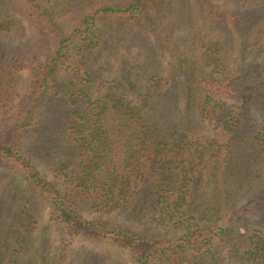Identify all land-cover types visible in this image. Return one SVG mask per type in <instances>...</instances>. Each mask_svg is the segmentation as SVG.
<instances>
[{"label":"trees","instance_id":"1","mask_svg":"<svg viewBox=\"0 0 264 264\" xmlns=\"http://www.w3.org/2000/svg\"><path fill=\"white\" fill-rule=\"evenodd\" d=\"M15 3L21 4L27 18L41 21V28L56 40L34 69L17 112L7 124L11 137L0 140V163L15 169L27 189L50 204L53 219L61 225V247L65 248V240L79 236L108 241L126 251L133 264H223L221 246L212 243L209 226L192 227L194 216L189 213L197 209V203L189 200L194 186L190 172L199 164L213 162L224 169L231 163L237 175L248 170L245 175L249 176L250 167L264 160V130L251 123L252 109L248 108L257 105L264 114V70L255 61L264 59L260 3L221 7L211 0H0V36L18 29L11 18L10 7ZM130 27L150 31L163 41L171 39L175 29H183L187 52L178 47L172 51L173 68L182 75V88L185 86L182 125L162 128L159 120L152 121L151 111L158 102L157 96H149L150 90L145 89V96L132 104L117 92L97 94L94 99L84 94L79 99L67 89L68 101L47 98L52 115L42 138L56 143L51 131L68 126V152L71 155L75 150L79 158L71 181L92 207L130 208L135 215L158 210L169 220L174 218L175 225L187 223L179 237H154L85 219L76 208L78 197L61 193L43 179L21 145L29 113L55 87L56 69L68 46L80 39L92 48L104 34H121ZM4 55L0 45V59ZM2 83L0 65V87ZM161 97L169 105L180 96ZM236 99L248 104L236 103ZM199 125H209L229 139L224 144L212 137L199 139L194 129ZM240 146L244 153L235 157ZM65 161L58 170L68 168ZM234 184L254 192L261 188L258 180L248 178L246 182L245 176L244 180L234 178ZM227 227L222 232L223 244H230L227 264H264V233L243 236L232 225ZM59 259L42 258L28 264H56ZM77 259L79 264L97 261ZM10 261L19 264L17 259L0 258V264Z\"/></svg>","mask_w":264,"mask_h":264},{"label":"rangeland","instance_id":"2","mask_svg":"<svg viewBox=\"0 0 264 264\" xmlns=\"http://www.w3.org/2000/svg\"><path fill=\"white\" fill-rule=\"evenodd\" d=\"M254 1L260 3L264 20V0H211L221 7ZM10 9L11 18L18 29L0 36V45L5 53L4 60L0 59L3 69V83L0 87V101L3 102L0 104V140L5 141L11 137L7 124L17 112L18 102L23 97L34 69L44 61L56 40L51 33L41 28V21L31 20L24 15L21 4L15 3ZM74 21H65V24H73ZM182 31L183 29H175L171 33V39L163 41L158 40L150 31L130 27L121 34H104L100 43L92 48H87L80 39L76 40L68 46L58 63L55 87L47 91L29 113L28 125L24 127L25 135L21 139L22 147L30 153L35 171L43 179L53 183L61 193L78 197L76 208L85 219L103 223L109 228H121L160 238L179 237L185 232L187 223L175 225L174 218L169 220V216L162 213L160 215L158 210L149 209L135 215L130 208L99 210L92 207L90 200L71 181L79 158L75 150L71 155L68 152V126L51 131L55 133L53 136L56 143L44 142L42 138V134L48 133L45 130L49 128L52 115L47 98L68 101L70 96L64 95L67 89L79 99L84 94L94 99L97 94L117 92L128 101L131 100L132 104L138 103L145 96V89L150 90L149 96H157L158 102L155 110L151 111L152 121L159 120L160 125L163 124L162 128L181 126L184 119L181 109L186 103L183 92L185 86L182 88L183 77L173 68L172 51L176 52L175 48L178 47L187 52L181 38L184 35ZM255 61L261 65L260 70H264V59ZM124 75L128 78L123 79ZM161 96L180 97L174 98L167 105L166 99ZM243 101L235 100L236 103ZM248 108L252 109L249 112L251 123L264 130L261 129L264 126L261 108L257 105ZM194 129L195 136L199 139L212 137L222 144L229 139L209 125H199ZM261 140L264 141V135ZM241 148L244 147H239L235 157L244 153ZM261 152L264 153V150ZM62 160H67L65 162L68 168L58 170ZM230 164H226L223 169L220 164L215 167V163L209 162L197 165L190 172L194 186L189 200L197 203L194 204L197 209L189 213L194 216L191 220L192 227L209 226L212 243L221 246L223 264H227L230 248V244H223L222 232L227 230V226L232 225L243 236L264 233V160L250 167L249 176L245 175L248 170L243 171L244 175H237ZM169 172L173 173L174 170L166 173ZM65 173L69 177L65 178ZM239 176L243 180L245 176L246 182L248 178L258 180L260 190H247L240 184L236 188L234 178ZM231 193L233 195L230 199ZM60 227L53 219L50 204L30 192L15 169L0 163V258L17 259L19 264L40 262L42 258H61L56 264H79L77 258L97 259H91L88 264H133L126 251L106 240L74 236L65 240L66 246L62 248ZM6 264H11V261Z\"/></svg>","mask_w":264,"mask_h":264}]
</instances>
